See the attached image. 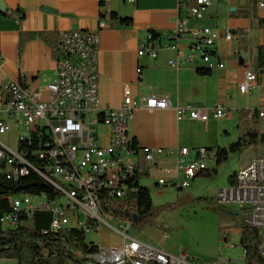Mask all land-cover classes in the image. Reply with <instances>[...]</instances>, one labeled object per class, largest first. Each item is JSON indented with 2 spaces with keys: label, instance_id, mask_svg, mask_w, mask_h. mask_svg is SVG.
<instances>
[{
  "label": "built area",
  "instance_id": "obj_1",
  "mask_svg": "<svg viewBox=\"0 0 264 264\" xmlns=\"http://www.w3.org/2000/svg\"><path fill=\"white\" fill-rule=\"evenodd\" d=\"M99 4L100 15L111 18L109 4L121 1L128 5H136L138 0H95ZM189 0H180L181 3ZM189 14L196 20H203L214 0H192ZM258 9L264 11V0H258ZM186 21L179 22L172 33L169 47L177 51L178 59L169 62L170 69L180 70L194 63L210 71L224 70L225 64L212 56L218 41L210 28H202L189 37L192 54L185 55L179 47V38L186 32ZM223 39L232 41L236 35L227 32ZM162 48L161 41L147 38L138 50V57L157 60ZM99 35L91 31H62L59 34L57 48L56 76L42 89L26 84L22 79L7 81L2 90L7 93V99L2 104V112L7 116L0 119V137L9 135L13 128L20 130L19 142H33L35 136L44 143L46 133L52 142H45V149L35 154L47 161L46 172L37 171L60 194L55 200H49L45 195L38 203L33 202L35 196L18 195L10 198L14 213L0 212V227L3 230L18 227L20 220L17 213L26 212L29 221L37 210L53 214L51 228L61 231L76 227L89 232L99 233L107 225L112 227L102 216L103 205L110 211L126 213L121 217L120 226L113 228L124 243L119 247H102L90 260L96 264H198L196 258L187 251L178 256H170L148 243L139 234L131 233L135 216L128 212V204L118 209L112 201L121 203L131 195L128 180L137 170L161 171L163 157L171 158L178 155L173 169L158 177L155 186L163 191L168 186L181 190L191 188L190 180L196 179L201 173L214 166L215 154L207 148L191 150L181 148L178 151L163 148H134V138L129 132V126L135 112L141 108L167 110L171 108L169 98L143 97L136 101L130 85L123 90V104L120 107L103 106L99 98ZM143 69H138L141 75ZM258 75L247 71L240 86L242 95H250ZM88 109H97V117L87 121V134H78L77 118L85 119ZM228 111L215 105L211 109L187 105L176 109L178 121L189 119L207 124L210 120H221L227 117ZM264 116V113L261 114ZM100 128V129H99ZM53 144V147L49 148ZM137 146V147H138ZM192 155V157H191ZM143 160V161H141ZM144 161L147 167L143 169ZM33 165L26 156L17 150H12L6 143L0 141V173H5L8 179L18 180L27 176ZM170 173V174H169ZM180 179H182L181 182ZM154 186V187H155ZM217 205L230 210L239 206L244 213L245 223L257 224L264 220V152L256 156L243 167L242 177L235 179L233 192L222 189L216 195ZM234 211V210H233ZM71 213L72 219L69 216ZM237 212V211H236ZM239 213V212H237ZM85 215V221L82 220ZM262 241L258 252L264 259V232H260ZM238 245H231L235 248ZM244 262L238 259H221L208 261L205 264H247L248 246H241Z\"/></svg>",
  "mask_w": 264,
  "mask_h": 264
},
{
  "label": "crops",
  "instance_id": "obj_2",
  "mask_svg": "<svg viewBox=\"0 0 264 264\" xmlns=\"http://www.w3.org/2000/svg\"><path fill=\"white\" fill-rule=\"evenodd\" d=\"M3 1L5 10L0 9V119L7 118L1 110L7 99V93L2 90L3 83L22 79L30 86L44 88L56 76L60 32L83 30L99 35V98L103 106L120 107L125 85L131 86L136 101L143 97H167L170 100V109L141 108L135 112L129 132L140 147L173 151L207 148L215 154L218 148H228L247 130L255 129L250 127L242 132L247 122L256 118L264 122V116H261L264 113V68L257 69L260 50H264V11L258 9V0H229L230 9L224 19L219 18V0H215V10L207 11L203 19L206 23L190 16L192 0L184 3L180 0H138L136 5L113 1L109 4L111 11L119 18L132 20L128 26L117 22L114 27L111 18L100 15L95 0ZM234 8L236 11H232ZM178 21H186V32L178 42L185 55L193 53L189 37L196 31L212 27L225 32L216 44L217 57L226 66L224 70L200 76L194 63L178 71L170 69L169 62L178 59L177 51L169 47ZM151 32L156 33L162 43L155 61L138 57L140 45ZM227 32L236 35V39L224 40ZM30 36L33 38L26 40ZM139 68L143 69L141 75ZM247 71H254L258 79L252 93L242 95L240 86ZM187 105L207 109L220 105L228 111V116L223 122L210 120L207 124L189 119L178 121L176 109ZM242 111L247 115L243 123ZM234 127L236 136L232 138ZM259 133L264 143V131ZM8 136L0 137V141L11 148L5 139ZM227 140L229 145L226 146ZM177 160V154L171 158L163 157V169ZM154 173L164 176L163 170ZM236 174L237 179L242 177L243 167ZM154 186L161 194L162 191ZM116 234V240L110 244L113 246L107 244L109 247L124 243ZM162 236L168 237L165 233ZM157 249L170 255L161 247Z\"/></svg>",
  "mask_w": 264,
  "mask_h": 264
},
{
  "label": "rangeland",
  "instance_id": "obj_3",
  "mask_svg": "<svg viewBox=\"0 0 264 264\" xmlns=\"http://www.w3.org/2000/svg\"><path fill=\"white\" fill-rule=\"evenodd\" d=\"M218 2L219 18L224 19L228 16L230 1L219 0ZM214 8H216V6L213 5V7L207 9V11L212 12L215 10ZM203 21H205L203 23H206L207 20ZM208 25L209 24H207V26ZM210 29L212 33H215V36L217 35L216 41L222 37L221 34L225 33L220 29L212 27H210ZM94 117H97V111L87 113L85 117L86 124L87 121L89 122L90 119H94ZM246 117V111H242V123ZM223 121L224 119L217 122ZM247 123V127L242 128V132L250 127L261 132L264 131V122L261 120L259 121L257 118ZM19 133L20 130L14 127L9 136L5 138L6 142L10 144L11 149L14 151L18 148ZM235 134L236 130L234 127L232 138L236 136ZM228 142L229 140L224 144L227 146L229 145ZM262 150H264V143L260 142L257 146L251 147L246 152L231 154L228 161L220 166L212 162L210 166H214L218 169V175L214 178L199 176L194 180H190L191 188L189 189L179 190L177 187L168 186L161 194H158L157 189L153 188V185L157 178L160 177V174L150 170L149 176L143 178L141 184L150 189L153 204L158 208V212L155 216L150 217L148 222L136 227L133 226L131 233L139 234L142 238L145 237L144 240L148 243H153L152 245L157 248L161 247L173 256H178L182 250L187 251L196 258L198 264H205L208 261H216L219 259L223 261L238 259L240 263H243L244 253L239 246L241 230L237 223H245V215L239 206H234V209H232L239 212L233 216L230 212L232 210L217 205L216 195L220 190L228 189L230 185L228 182L229 177L234 172H239L242 167L248 165ZM245 153L246 155H244ZM174 165L173 163L169 164L168 167L164 168V173L168 172V170L171 172ZM146 167L147 163L144 161L143 169ZM181 181L182 179H180L179 182ZM40 201H43V198L37 196L33 198L34 203ZM121 204L120 201H112V205L115 208L120 207ZM220 208H222V210L224 209V211L220 210ZM101 212L103 218L113 228L120 226L122 218L117 213L113 211L107 212L103 209ZM69 216L72 219L70 212ZM85 219V215H82V220L85 221ZM112 227L105 225L99 233H87V240L101 246H113L110 244L116 240L117 234ZM162 233L167 234L168 237L163 238ZM107 244H109V246ZM231 245L238 246L230 248ZM0 264L18 263L16 261L0 260Z\"/></svg>",
  "mask_w": 264,
  "mask_h": 264
},
{
  "label": "trees",
  "instance_id": "obj_4",
  "mask_svg": "<svg viewBox=\"0 0 264 264\" xmlns=\"http://www.w3.org/2000/svg\"><path fill=\"white\" fill-rule=\"evenodd\" d=\"M111 21L113 27L116 26L117 22L125 26L132 23L131 19L119 18L114 12L111 15ZM149 36H151L152 41H160L159 36L154 32L149 33ZM31 38L33 36L26 38V40ZM217 55L216 50L212 52V56ZM257 63L258 70L264 68L263 49L260 50ZM197 73L200 76H210L212 71L204 67H198ZM43 137V144H41L39 136H35L31 143L26 141L18 143L19 151L26 156L34 167L27 176L14 180L8 179L5 173H0V212L2 214L14 213L10 204V198L14 196L45 195L49 200H55L60 196L59 192L37 172H46L47 161L41 160L35 153L45 149V142H52V139L46 133L43 134ZM262 140V135L258 130H247L244 135L240 136L228 148H218L214 157L216 165L220 166L227 162L231 154H241L251 147L257 146ZM137 146L138 142L134 139V148L138 150L139 146ZM51 147H53V144L49 148ZM217 175L218 169L212 167L199 176L214 178ZM148 176L149 174L144 170H137L133 174L127 182L129 189H131V195L127 201L118 207V209H122L125 204H128V212H131L136 218L133 224L135 227L148 222L149 218L155 216L158 212V208L153 204L150 189L141 184L143 178ZM235 179H237L236 172L228 179L231 185L229 188H233ZM102 208L110 212L109 207L106 205H103ZM230 212L233 216L237 213L233 210ZM115 213L120 217H125L126 215V213ZM17 215L20 220L18 227L9 230H3L0 227V260L16 261L18 264H96L90 258L99 252V244L88 241L84 229L70 227L58 232L53 231L51 228L53 214L48 211H35L31 222L26 212H19ZM237 225L241 230L240 245L248 246L249 248L246 263L264 264V259L257 250L262 241L260 232L247 223H237Z\"/></svg>",
  "mask_w": 264,
  "mask_h": 264
},
{
  "label": "bare ground",
  "instance_id": "obj_5",
  "mask_svg": "<svg viewBox=\"0 0 264 264\" xmlns=\"http://www.w3.org/2000/svg\"><path fill=\"white\" fill-rule=\"evenodd\" d=\"M216 36L214 35V41L217 40ZM93 111H97V109H88V111L85 112V117L87 113H92ZM77 130L78 134H87V124L84 118H77ZM226 192H233V188L226 189ZM248 225L259 232H264V220H260L257 224Z\"/></svg>",
  "mask_w": 264,
  "mask_h": 264
},
{
  "label": "water",
  "instance_id": "obj_6",
  "mask_svg": "<svg viewBox=\"0 0 264 264\" xmlns=\"http://www.w3.org/2000/svg\"><path fill=\"white\" fill-rule=\"evenodd\" d=\"M0 9L3 11L5 10V3L3 0H0ZM232 11H236V9L234 8ZM241 64H243V61H240ZM237 214V213H236Z\"/></svg>",
  "mask_w": 264,
  "mask_h": 264
}]
</instances>
